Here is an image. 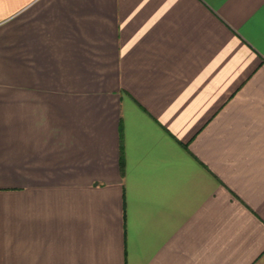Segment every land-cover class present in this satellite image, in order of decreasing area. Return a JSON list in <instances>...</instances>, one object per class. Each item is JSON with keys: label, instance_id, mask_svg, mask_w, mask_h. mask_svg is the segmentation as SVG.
I'll return each mask as SVG.
<instances>
[{"label": "crops", "instance_id": "1", "mask_svg": "<svg viewBox=\"0 0 264 264\" xmlns=\"http://www.w3.org/2000/svg\"><path fill=\"white\" fill-rule=\"evenodd\" d=\"M0 264H264V0H0Z\"/></svg>", "mask_w": 264, "mask_h": 264}]
</instances>
